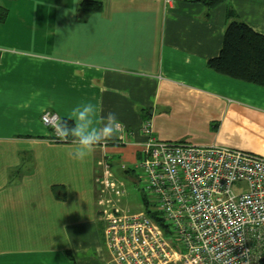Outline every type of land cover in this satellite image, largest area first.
Here are the masks:
<instances>
[{
    "label": "crops",
    "instance_id": "obj_1",
    "mask_svg": "<svg viewBox=\"0 0 264 264\" xmlns=\"http://www.w3.org/2000/svg\"><path fill=\"white\" fill-rule=\"evenodd\" d=\"M208 1L0 0V264H107L102 180H136L147 120L159 141L264 156V86L208 66L230 8L264 35V0ZM89 102L121 127L76 161L41 115L73 126ZM177 122L192 131L173 132Z\"/></svg>",
    "mask_w": 264,
    "mask_h": 264
},
{
    "label": "built area",
    "instance_id": "obj_2",
    "mask_svg": "<svg viewBox=\"0 0 264 264\" xmlns=\"http://www.w3.org/2000/svg\"><path fill=\"white\" fill-rule=\"evenodd\" d=\"M41 121L51 140L61 142L55 134L60 115L46 109ZM142 133L134 171L145 209H120L110 198L118 192L117 181L107 170L102 180L107 264H260L264 156L216 144L159 141L151 119ZM242 183L246 190H236Z\"/></svg>",
    "mask_w": 264,
    "mask_h": 264
},
{
    "label": "trees",
    "instance_id": "obj_3",
    "mask_svg": "<svg viewBox=\"0 0 264 264\" xmlns=\"http://www.w3.org/2000/svg\"><path fill=\"white\" fill-rule=\"evenodd\" d=\"M222 1L209 0L207 4L214 6ZM88 5L90 2L85 1L84 8H99ZM227 17L233 20L225 30L223 46L216 57L208 60V66L229 77L264 86V35L254 31L245 22L237 20L231 8ZM62 123L72 127V122L62 120ZM260 264H264V258Z\"/></svg>",
    "mask_w": 264,
    "mask_h": 264
},
{
    "label": "clouds",
    "instance_id": "obj_4",
    "mask_svg": "<svg viewBox=\"0 0 264 264\" xmlns=\"http://www.w3.org/2000/svg\"><path fill=\"white\" fill-rule=\"evenodd\" d=\"M102 109L93 103H82L74 107L70 119L74 122L72 127L60 123L55 128V134L61 141L72 137L76 147L68 153L69 158L84 161L95 147L116 136L120 131V122L115 113L101 114Z\"/></svg>",
    "mask_w": 264,
    "mask_h": 264
},
{
    "label": "rangeland",
    "instance_id": "obj_5",
    "mask_svg": "<svg viewBox=\"0 0 264 264\" xmlns=\"http://www.w3.org/2000/svg\"><path fill=\"white\" fill-rule=\"evenodd\" d=\"M172 128L174 129L173 132H178V133H188L192 131V128L190 127L189 123L179 124V122H177L173 125ZM184 141H188L192 144L201 145L194 139H185ZM132 166L134 167L135 164H133ZM134 174L137 175L138 170H136ZM135 175L133 176L134 178H135ZM119 177H120V180H118L116 183L118 192H113L111 194V197H110L111 200L114 201L115 204L118 205L120 209L129 208L131 212H139L145 209L144 199H143L144 192L141 189V185L137 183L136 180L125 178L123 176H119ZM121 178L124 179V181ZM236 190L244 191L246 190V185L244 183L238 184L236 186ZM101 219H102V222L100 221V224H101V228L103 229L104 228V218L101 217ZM104 253H106V256H108L105 245H104Z\"/></svg>",
    "mask_w": 264,
    "mask_h": 264
}]
</instances>
